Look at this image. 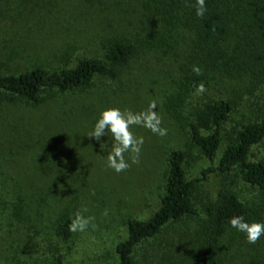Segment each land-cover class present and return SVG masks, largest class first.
<instances>
[{
  "label": "rangeland",
  "instance_id": "374dc122",
  "mask_svg": "<svg viewBox=\"0 0 264 264\" xmlns=\"http://www.w3.org/2000/svg\"><path fill=\"white\" fill-rule=\"evenodd\" d=\"M149 1L59 0V9H38L26 1L12 9L0 6V69L6 73L74 66L82 58L102 55L104 42L116 36L144 45L119 78L97 77L89 88L54 97L44 93L38 105L0 97V264H59L62 254L64 264H117L116 245L127 236L128 219L148 218L159 208L169 155L175 149L187 152L185 168L189 178L197 179L193 201L201 212L171 222L144 242L136 254L138 264H193L203 203L223 184L254 209L264 206L260 190L238 174L208 170L211 162L192 143L189 128L165 107L167 97L198 68L195 33L184 21L188 0H182L169 19L148 10ZM219 2L235 13L236 34L229 43L245 41L250 32L237 17L245 19L246 0ZM237 66L229 75L216 66L203 68L209 81L202 94H194L197 99L224 97L233 103L216 162L233 126L264 116V77L251 82V71L243 73ZM153 100L168 135L161 138L134 128L145 139L140 163L115 173L105 159L111 140L100 149L87 134L102 110L138 112ZM263 157L264 141L254 145L251 154L252 159ZM84 209L85 216L94 217L95 229L74 233L68 241L55 234V222L64 211L75 215ZM220 247L223 264H264V237L248 244L244 234L230 227Z\"/></svg>",
  "mask_w": 264,
  "mask_h": 264
},
{
  "label": "trees",
  "instance_id": "16d2710c",
  "mask_svg": "<svg viewBox=\"0 0 264 264\" xmlns=\"http://www.w3.org/2000/svg\"><path fill=\"white\" fill-rule=\"evenodd\" d=\"M18 1L34 2L38 9H59V0H0L1 9H12ZM181 1L150 0L146 8L169 19ZM188 1L189 9H185L184 21L194 29L193 51L200 72L187 74L185 81L167 97L165 107L189 128L192 143L211 162L208 170L220 175L238 174L260 190L264 203V157L251 158L253 146L264 141V116L233 126L227 134V147L216 162L224 138V125L233 112V103L224 97L197 99L194 95L200 84L208 83L209 74L201 70L209 66H216L219 72L225 71L229 75L234 72L231 67L238 65L236 68L245 69L243 73L251 71V82L253 77L255 80L264 77V0H246V17L244 20L237 17V21L242 22L250 35L245 39L247 42L238 40L235 44L229 43V37L236 34L237 23L232 20L235 13L225 9L219 0H205V15L198 17L196 0ZM162 36L159 34L160 38ZM149 40L156 41L155 38ZM143 50L142 40L116 36L104 42L102 55L82 58L74 66H36L18 73H6L0 69V97H20L38 105L45 99L44 93L54 97L84 90L91 87L97 77L119 78ZM186 160L185 150L171 151L160 206L148 218L128 219L127 236L116 245L117 264H138L136 254L144 242L156 237L171 222L201 212L193 201L197 179L188 177ZM202 208L204 217L198 235V249L190 261L193 264H223L221 239L230 228V217L243 215L252 222L263 221L264 216V206L254 209L225 184L204 201ZM73 217L69 210L64 211L55 222V234L66 241L74 237L68 229ZM63 258V254L58 258L59 264H64Z\"/></svg>",
  "mask_w": 264,
  "mask_h": 264
},
{
  "label": "clouds",
  "instance_id": "9594fccd",
  "mask_svg": "<svg viewBox=\"0 0 264 264\" xmlns=\"http://www.w3.org/2000/svg\"><path fill=\"white\" fill-rule=\"evenodd\" d=\"M196 15L203 17L206 12L205 0H196ZM199 74L200 69L194 68ZM205 91L203 84L197 88V92L202 94ZM139 127L147 129L153 135L166 137L169 129L164 126L163 117L158 112L157 103L153 100L142 111H133L128 108L109 107L101 111L96 119L94 127L86 137L94 139L102 149L103 145L111 140V150L105 157L107 167L115 173H123L131 168L134 164L140 163V155L145 143L143 136H138L133 129ZM107 137V140L103 139ZM129 156L126 158L125 154ZM83 211H77L68 229L72 233H85L91 227L95 229L94 217L85 216ZM228 223L231 228L244 234L248 244H255L264 237V221L249 222L243 215L232 216Z\"/></svg>",
  "mask_w": 264,
  "mask_h": 264
}]
</instances>
